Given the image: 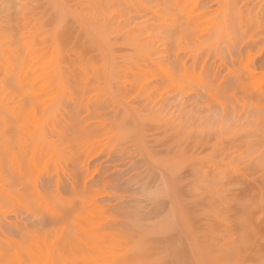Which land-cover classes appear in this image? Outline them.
Segmentation results:
<instances>
[{"label":"rangeland","instance_id":"1","mask_svg":"<svg viewBox=\"0 0 264 264\" xmlns=\"http://www.w3.org/2000/svg\"><path fill=\"white\" fill-rule=\"evenodd\" d=\"M0 264H264V0H0Z\"/></svg>","mask_w":264,"mask_h":264},{"label":"bare ground","instance_id":"2","mask_svg":"<svg viewBox=\"0 0 264 264\" xmlns=\"http://www.w3.org/2000/svg\"><path fill=\"white\" fill-rule=\"evenodd\" d=\"M25 88V87H24ZM31 94V93H30ZM30 94H29V96H30ZM33 94V93H32ZM31 94V95H32ZM34 96V94L32 95V97ZM26 96H24V98H25ZM34 99V98H33ZM33 108V107H32ZM23 110V109H22ZM17 112V111H16ZM14 113V112H13ZM16 114V113H15ZM17 115V114H16ZM14 117V116H13ZM19 117H20V115H19ZM16 119V118H15ZM18 120H20V119H18ZM12 125H13V123H12ZM11 127V126H10ZM20 128V127H19ZM11 129V128H10ZM9 129V130H10ZM9 132V131H8ZM10 132H11V134H12V130H10ZM9 196H10V194H9ZM83 243V242H82ZM84 244V243H83Z\"/></svg>","mask_w":264,"mask_h":264}]
</instances>
